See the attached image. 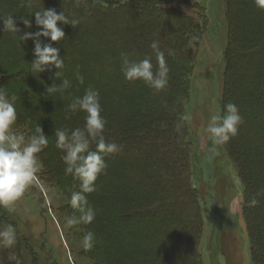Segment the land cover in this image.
<instances>
[{"label": "trees", "instance_id": "1", "mask_svg": "<svg viewBox=\"0 0 264 264\" xmlns=\"http://www.w3.org/2000/svg\"><path fill=\"white\" fill-rule=\"evenodd\" d=\"M0 5V18L13 16L20 29L4 31L0 21V87L9 97L14 91L26 95L14 102V126L41 127L52 139L49 178L61 190H79V181L65 172L54 130L83 128L85 114L65 119V108L89 87L100 94L103 135L120 150L102 153L107 167L97 177L95 191L85 194L95 212L90 231L104 243L97 258L106 264H203V210L193 184L184 117L193 71L190 47L199 45L206 30L204 9L195 0H0ZM180 6L196 13L189 15ZM43 8L80 20L75 28L58 22L65 37L51 42L64 60L59 71L72 84L63 97H45L47 86L60 83L54 78L57 69L33 74L34 42L19 37L40 31L35 12ZM142 13L146 17L137 19ZM23 19L32 27H25ZM226 20L221 115L233 103L243 122L223 147L242 186L251 262L264 264V5L226 0ZM153 41H159L169 68L168 84L158 92L141 80L125 79L121 71L122 54L132 60L150 57L155 71ZM49 42L41 38L42 45ZM17 67L21 70L9 75ZM90 147L95 150V144ZM154 151L159 157L154 158Z\"/></svg>", "mask_w": 264, "mask_h": 264}, {"label": "rangeland", "instance_id": "2", "mask_svg": "<svg viewBox=\"0 0 264 264\" xmlns=\"http://www.w3.org/2000/svg\"><path fill=\"white\" fill-rule=\"evenodd\" d=\"M195 1L204 9L207 18L199 45L190 47L193 71L186 105L193 184L203 210L200 252L203 264H252L237 170L223 145L216 146L215 152L210 151L211 139L205 131L211 117L221 115L228 42L226 0ZM180 8L189 15L196 13L189 7ZM142 17L146 15L142 13L137 19ZM20 70L21 67H17L9 75L15 76ZM25 96L23 91H14L9 98L15 102ZM36 129L25 124L14 126L12 131L28 138L38 134ZM48 140L47 147L37 154L40 169L35 182L12 205L0 206V231L11 226L16 233V243L12 247L0 243V264H106L97 258L104 248L102 240L94 237L90 248L83 246V237L91 232L89 224L67 225V218L74 214L79 216V212L69 203L72 190H61L49 178L52 139L48 137ZM134 154L137 155L138 150ZM152 154L154 158L160 155L159 151ZM172 228L178 230L176 225Z\"/></svg>", "mask_w": 264, "mask_h": 264}, {"label": "clouds", "instance_id": "3", "mask_svg": "<svg viewBox=\"0 0 264 264\" xmlns=\"http://www.w3.org/2000/svg\"><path fill=\"white\" fill-rule=\"evenodd\" d=\"M264 5V0H259ZM3 30L19 33L20 29L13 16L6 19L0 18ZM27 28L32 27L29 19H23ZM58 22L63 25L70 24L73 28L80 24L78 18L69 19L64 11L59 14L54 8L42 9L35 12V25L40 29L36 33L26 32L19 35L22 41L32 39L34 42L33 55L35 59L31 62L33 74L57 69L54 78L60 83H53L46 87V96L64 93L71 88V81L63 77L59 71L64 67V60L60 58L59 49L52 46L51 42H58L65 37V32L58 27ZM48 38L49 43H41V38ZM153 50L157 67L153 70L150 57L141 60L129 59L128 54H122L121 71L125 79L129 81L141 80L148 87L158 91L163 90L168 84L169 68L165 61V54L160 50L159 41H153L150 45ZM77 79L83 83V77L77 75ZM65 119H70L77 112H83V128H57L54 130L56 146L62 150L66 168V174H71L79 181V190H74L70 196V205L79 212V216L72 215L67 218L69 227L80 223L90 224L95 218L94 210L88 206L85 194L95 191V181L102 171L107 167L102 153H114L119 151V146L114 142L106 141L103 132L106 120L101 115L100 94L94 88H87L82 96H74L65 108ZM189 119L188 116L184 117ZM17 120V112L14 100L9 98L8 92L0 87V206L8 207L20 199L26 189L36 180V174L40 169L38 153L47 147L49 140L41 127L36 133L28 138L17 134L12 128ZM243 122L237 106L228 103L223 115H213L205 129L211 139V152H215L216 146L227 143L231 137L238 132V126ZM95 144V150L91 145ZM237 183L239 181L237 180ZM255 206L256 199L251 201ZM94 234L88 232L83 237V246L87 249L92 246ZM0 243L5 247H12L16 243V233L9 226L0 231Z\"/></svg>", "mask_w": 264, "mask_h": 264}]
</instances>
